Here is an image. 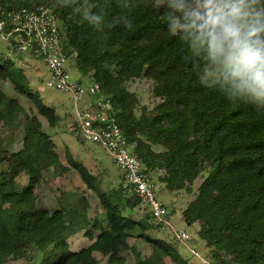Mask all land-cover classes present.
<instances>
[{
	"label": "trees",
	"instance_id": "16d2710c",
	"mask_svg": "<svg viewBox=\"0 0 264 264\" xmlns=\"http://www.w3.org/2000/svg\"><path fill=\"white\" fill-rule=\"evenodd\" d=\"M0 2L5 9L45 6L53 12L62 49L79 73L110 98L118 126L134 145L144 172L160 173L158 180L169 192L191 193L201 178L182 216L187 226H198L208 259L264 264V98L233 86L226 70L196 39L195 26L174 10L171 0ZM197 6L198 0H187L186 10ZM246 10L254 19L264 12V0H247ZM93 16L98 19L90 20ZM176 18H181L179 25ZM14 66L0 54V81H8L31 101L36 114L0 87V126L23 127L18 151L0 149V165L5 167L0 173V264H99L95 254L105 264H127L129 254L135 264H188L172 243L146 234L151 228L148 217H131L139 200L121 187L111 195L101 192L96 177L70 154L68 167L60 163L38 118L54 127L58 116L37 92L13 81ZM136 80L151 84V109L129 91L128 84ZM49 169L75 171L86 190L97 195L102 219L88 217L83 197L73 207H38L33 193ZM22 176L27 181L19 189ZM81 232L90 243L73 251L68 241ZM133 233L148 246L146 257L129 244Z\"/></svg>",
	"mask_w": 264,
	"mask_h": 264
},
{
	"label": "rangeland",
	"instance_id": "374dc122",
	"mask_svg": "<svg viewBox=\"0 0 264 264\" xmlns=\"http://www.w3.org/2000/svg\"><path fill=\"white\" fill-rule=\"evenodd\" d=\"M249 6L253 8L252 5ZM247 11L253 14V12ZM0 54L3 58L8 57L14 62L15 66L10 71L13 81L25 90L33 93L37 92L44 105L54 108L58 116V122L54 127H49L46 120L40 116L38 118L42 124L43 131L51 137L55 144V152L60 163L64 167H68L66 155L70 154L76 162L81 163L90 174L96 177V186L101 192L110 195L116 193L122 185L123 173L96 144L82 141L78 132L74 129V102L70 94L46 86L49 72L41 60L24 54H15L13 49L3 42H0ZM68 68L72 81L80 82L83 86L88 85L89 80L82 76L73 64H68ZM0 87L9 97L17 99L28 113L36 114L31 101L19 96L14 90L13 85L8 81H0ZM127 87L130 92L138 96L141 105H148L150 109L152 108L155 99L151 96L150 83L145 80H136L129 83ZM22 136L23 127L21 123H16L11 129L0 126V149L18 151L21 148ZM4 169V165H0V173ZM159 175L160 173L154 174L155 198L167 208L172 228L177 231L185 230L191 239L190 244L193 249L197 250L201 257L207 258L208 250L197 237V226H187L182 216V211L194 199L201 183V178L194 182L191 193L185 191L169 192L158 180ZM26 181V177L23 176L18 179L19 189L25 186ZM33 197L38 207L48 210L58 209L61 205L73 207V204L83 197L82 206L86 205L87 215L91 220L94 218L100 220L103 216V209L97 195L92 191L86 190L78 174L72 169H68L63 173L55 172L52 169L45 171L38 188L34 190ZM131 217L135 220L145 219V221H147L146 217H148L147 223L151 225V228L147 230V235L172 243L179 255L188 261V264H200L199 260L188 249L181 247L180 243L175 242L168 228L162 230L154 226V221L151 220L148 207L142 205L135 206ZM135 236L133 233L128 239L129 244L136 247L141 255L146 257L149 254L148 246L143 241L135 238ZM68 243L71 250L77 251L87 246L90 242L83 236V232H81L71 237ZM95 255L101 261L99 264H105L106 260L104 258L98 254ZM128 259L127 264H135V259H133L131 254H129ZM7 264L24 263L18 260L9 261Z\"/></svg>",
	"mask_w": 264,
	"mask_h": 264
},
{
	"label": "built area",
	"instance_id": "2783aa9c",
	"mask_svg": "<svg viewBox=\"0 0 264 264\" xmlns=\"http://www.w3.org/2000/svg\"><path fill=\"white\" fill-rule=\"evenodd\" d=\"M0 42L17 53L42 61L49 72L46 86L70 94L74 102L75 129L82 141L102 149L123 173V189L127 194L139 200L142 206H148L156 224L162 229L168 228L176 240L185 243L188 235L183 230L172 229L166 208L155 199L153 176L143 171L133 155V145L127 142L118 126L110 98L93 81L83 86L71 80L68 68L71 60L62 49L60 23L53 12L45 6L5 9L0 2ZM190 252L200 264H217L202 258L193 249Z\"/></svg>",
	"mask_w": 264,
	"mask_h": 264
},
{
	"label": "clouds",
	"instance_id": "9594fccd",
	"mask_svg": "<svg viewBox=\"0 0 264 264\" xmlns=\"http://www.w3.org/2000/svg\"><path fill=\"white\" fill-rule=\"evenodd\" d=\"M171 4L176 12L183 13V19L195 26L196 39L206 45L212 60L219 62L226 70V78L232 79L233 86L241 92L264 98V12H257L255 18L250 19L251 13L246 10L247 0H198V7L190 11L186 10L187 0H171ZM89 19L95 21L98 18L93 16ZM180 19L176 18L177 25L180 24ZM127 26L130 28L131 22H128ZM151 174L154 183L155 173ZM123 182L124 176L122 175V189ZM123 191L127 194L124 189ZM139 205H141L140 201ZM149 214L154 221V226L162 229L156 224L150 209ZM166 218L169 222L168 210ZM170 233L172 234V231ZM174 240L187 246L189 251L193 249L189 244L190 237L185 243L179 242L175 237Z\"/></svg>",
	"mask_w": 264,
	"mask_h": 264
},
{
	"label": "crops",
	"instance_id": "0c3cea01",
	"mask_svg": "<svg viewBox=\"0 0 264 264\" xmlns=\"http://www.w3.org/2000/svg\"><path fill=\"white\" fill-rule=\"evenodd\" d=\"M189 244H190V243H189ZM189 244H187V245L189 246ZM190 245H191V244H190ZM180 246L183 247V248H186V249H187V246H185V245L180 244Z\"/></svg>",
	"mask_w": 264,
	"mask_h": 264
}]
</instances>
